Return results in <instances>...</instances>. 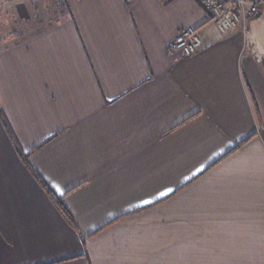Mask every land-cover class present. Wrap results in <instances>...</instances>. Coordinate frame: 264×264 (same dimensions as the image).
<instances>
[{"label": "crops", "instance_id": "1", "mask_svg": "<svg viewBox=\"0 0 264 264\" xmlns=\"http://www.w3.org/2000/svg\"><path fill=\"white\" fill-rule=\"evenodd\" d=\"M57 1L0 0V264H264V9Z\"/></svg>", "mask_w": 264, "mask_h": 264}, {"label": "built area", "instance_id": "2", "mask_svg": "<svg viewBox=\"0 0 264 264\" xmlns=\"http://www.w3.org/2000/svg\"><path fill=\"white\" fill-rule=\"evenodd\" d=\"M166 2L168 0H160ZM221 33L227 34L237 28L242 18H251L262 12L264 0H198ZM203 46L199 30L189 28L181 31L167 52L169 55L191 57Z\"/></svg>", "mask_w": 264, "mask_h": 264}, {"label": "rangeland", "instance_id": "3", "mask_svg": "<svg viewBox=\"0 0 264 264\" xmlns=\"http://www.w3.org/2000/svg\"><path fill=\"white\" fill-rule=\"evenodd\" d=\"M55 2H58V1L57 0H38V1L34 0L31 7L32 8H33V6L37 7L41 13L43 12L44 9L47 10L48 12L45 11V13H47L46 15L51 18L50 22L51 23H57L58 19H55L56 17H54V12L56 11V9L58 11H60V10L57 8V4ZM6 13H8V12H3L2 14L0 13V38L2 40H4L3 41L4 45L7 43L8 44L9 43H11V44L18 43L21 40V37L12 36L9 34V32H11V30H13L15 28L18 29L20 22H14V18H13V16L11 17V15L8 17L9 19H6V16H5ZM17 29H15V30H17ZM252 29L257 34H264V18H262L259 21H256L254 26L252 27Z\"/></svg>", "mask_w": 264, "mask_h": 264}, {"label": "trees", "instance_id": "4", "mask_svg": "<svg viewBox=\"0 0 264 264\" xmlns=\"http://www.w3.org/2000/svg\"><path fill=\"white\" fill-rule=\"evenodd\" d=\"M0 116H1V118H2V120H3V123H4V126H5L6 130L8 131V133L11 135V137H12V139H13V143L15 144V146H16L17 148H19V147H18V143H17V141H16V138H15V136H14V134H13V132H12V130H11L9 124L7 123V121H6V119H5L4 115H3V113H2L1 111H0ZM20 153H21V157L23 158V160H24V161H27L29 155H27V154H25V153H22L21 151H20ZM47 191H48V193H49V196H50L51 199L54 201V203L58 206V208L61 210V212L65 215V217H66L69 221H71L70 216L68 215V213L66 212V210H65L64 207H63V204H62V202H61V199L58 198L57 196H55L50 190H47Z\"/></svg>", "mask_w": 264, "mask_h": 264}]
</instances>
